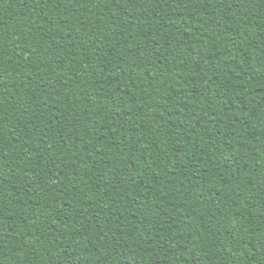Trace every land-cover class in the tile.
I'll use <instances>...</instances> for the list:
<instances>
[{"label": "trees", "instance_id": "obj_1", "mask_svg": "<svg viewBox=\"0 0 264 264\" xmlns=\"http://www.w3.org/2000/svg\"><path fill=\"white\" fill-rule=\"evenodd\" d=\"M0 264H264V0H0Z\"/></svg>", "mask_w": 264, "mask_h": 264}]
</instances>
